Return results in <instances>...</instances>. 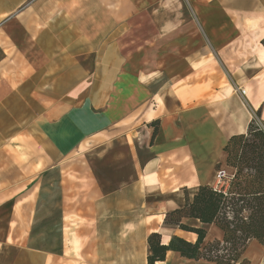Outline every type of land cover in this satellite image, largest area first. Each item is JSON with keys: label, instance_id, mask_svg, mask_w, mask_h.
<instances>
[{"label": "crops", "instance_id": "1", "mask_svg": "<svg viewBox=\"0 0 264 264\" xmlns=\"http://www.w3.org/2000/svg\"><path fill=\"white\" fill-rule=\"evenodd\" d=\"M263 102L264 0H0V264H149L154 232L194 242L166 213L218 181Z\"/></svg>", "mask_w": 264, "mask_h": 264}, {"label": "trees", "instance_id": "2", "mask_svg": "<svg viewBox=\"0 0 264 264\" xmlns=\"http://www.w3.org/2000/svg\"><path fill=\"white\" fill-rule=\"evenodd\" d=\"M263 105L255 110L247 131L232 135L223 148L225 165L232 173L218 164L215 184H201L192 195L186 190L184 206L166 213V225L194 232L197 239L191 242L175 235L163 244L160 233L150 234L149 264L165 260L170 250L216 264H248L244 255L251 242L264 243ZM184 218L195 219L201 225L186 224ZM212 225L221 230L222 237L206 240Z\"/></svg>", "mask_w": 264, "mask_h": 264}, {"label": "rangeland", "instance_id": "3", "mask_svg": "<svg viewBox=\"0 0 264 264\" xmlns=\"http://www.w3.org/2000/svg\"><path fill=\"white\" fill-rule=\"evenodd\" d=\"M261 119H264V111H263V114H262ZM223 170H225L227 173H232V172L229 171V168H227V167H225V166H224ZM53 194H54V197L57 199V198H58V191H57L56 189L53 191ZM192 223H193V222H192ZM190 225L192 226V225H194V224H190ZM214 229H215V228H212V229L209 230V236H210V237H212V236L215 235V230H214ZM213 239H214V238H213ZM254 245H257L258 247H259V246L264 247V243H261V244H259V243H255ZM250 248H251V247H250ZM250 248L246 251L245 256L252 260V259L254 258V257H253V254H252V251H253V250L250 249Z\"/></svg>", "mask_w": 264, "mask_h": 264}, {"label": "water", "instance_id": "4", "mask_svg": "<svg viewBox=\"0 0 264 264\" xmlns=\"http://www.w3.org/2000/svg\"><path fill=\"white\" fill-rule=\"evenodd\" d=\"M220 174H223V172H221Z\"/></svg>", "mask_w": 264, "mask_h": 264}]
</instances>
